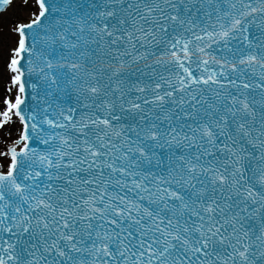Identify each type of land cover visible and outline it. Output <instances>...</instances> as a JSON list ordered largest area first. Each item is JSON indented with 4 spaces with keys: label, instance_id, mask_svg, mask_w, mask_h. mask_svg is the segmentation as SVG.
Here are the masks:
<instances>
[{
    "label": "snow or ice",
    "instance_id": "6c2138e0",
    "mask_svg": "<svg viewBox=\"0 0 264 264\" xmlns=\"http://www.w3.org/2000/svg\"><path fill=\"white\" fill-rule=\"evenodd\" d=\"M0 264H264V0H0Z\"/></svg>",
    "mask_w": 264,
    "mask_h": 264
}]
</instances>
